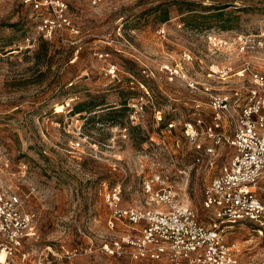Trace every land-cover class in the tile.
Segmentation results:
<instances>
[{
    "label": "rangeland",
    "instance_id": "1",
    "mask_svg": "<svg viewBox=\"0 0 264 264\" xmlns=\"http://www.w3.org/2000/svg\"><path fill=\"white\" fill-rule=\"evenodd\" d=\"M61 1L73 30L46 41L36 27L48 8L0 0V185L35 215V237L14 262L48 253L49 264H170L105 253L130 231L108 227L105 195L119 187L122 209L161 210L143 193L150 183L208 224L204 190L234 151L185 139V124L213 121L206 96L187 82L227 94L240 81L221 83L211 64L238 69L245 58L264 71V0ZM226 241L242 264H264L254 226H235Z\"/></svg>",
    "mask_w": 264,
    "mask_h": 264
},
{
    "label": "built area",
    "instance_id": "2",
    "mask_svg": "<svg viewBox=\"0 0 264 264\" xmlns=\"http://www.w3.org/2000/svg\"><path fill=\"white\" fill-rule=\"evenodd\" d=\"M28 1L35 8L45 7L52 13L37 23V32L44 40L52 41L59 31L73 30L61 0ZM215 40V36H207L209 46L219 50L216 48L220 42ZM247 50L240 45L237 52L244 54ZM184 56L192 60L190 55ZM208 71L223 84L233 76L241 83L240 88L219 94L205 84L187 82L191 91L206 96L213 121L205 125L198 119L185 124V139L196 142L204 137L215 145L225 143L234 151L204 190L202 207L209 215L208 224H201L191 207H178L171 191L161 188L153 193L150 183L143 187V193L154 196L153 200L163 205L161 210L122 209L119 187L113 188L105 195L110 212L107 225L112 229L121 223L130 231L104 248L107 255L130 261L164 260L170 264H242L235 255L236 245L226 241L228 231L250 224L263 235L264 71L255 69L245 58L238 69L230 63H215ZM206 152L214 154V149L208 148ZM34 223L35 215L26 209L19 194L0 185V256L4 255L0 264H15L17 256H26L20 250L25 241L35 237ZM46 250L54 254L49 247ZM47 256L48 253L35 264H49Z\"/></svg>",
    "mask_w": 264,
    "mask_h": 264
},
{
    "label": "trees",
    "instance_id": "3",
    "mask_svg": "<svg viewBox=\"0 0 264 264\" xmlns=\"http://www.w3.org/2000/svg\"><path fill=\"white\" fill-rule=\"evenodd\" d=\"M81 108H82L81 105H78L75 107V111H77V113H79L82 110Z\"/></svg>",
    "mask_w": 264,
    "mask_h": 264
},
{
    "label": "bare ground",
    "instance_id": "4",
    "mask_svg": "<svg viewBox=\"0 0 264 264\" xmlns=\"http://www.w3.org/2000/svg\"><path fill=\"white\" fill-rule=\"evenodd\" d=\"M4 255H1L0 258L3 259Z\"/></svg>",
    "mask_w": 264,
    "mask_h": 264
}]
</instances>
